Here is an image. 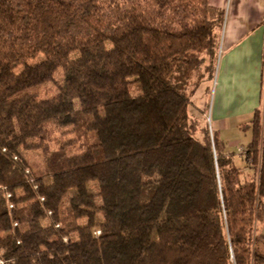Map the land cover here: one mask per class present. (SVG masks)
Instances as JSON below:
<instances>
[{"label":"trees","instance_id":"trees-1","mask_svg":"<svg viewBox=\"0 0 264 264\" xmlns=\"http://www.w3.org/2000/svg\"><path fill=\"white\" fill-rule=\"evenodd\" d=\"M224 21L210 0H0L4 264H264V105L242 166L190 112Z\"/></svg>","mask_w":264,"mask_h":264},{"label":"crops","instance_id":"crops-1","mask_svg":"<svg viewBox=\"0 0 264 264\" xmlns=\"http://www.w3.org/2000/svg\"><path fill=\"white\" fill-rule=\"evenodd\" d=\"M210 3L225 11L223 29L227 19L212 104L213 128L226 143L240 144L241 157V148L245 151L251 140V131L243 126L264 105V0Z\"/></svg>","mask_w":264,"mask_h":264},{"label":"rangeland","instance_id":"rangeland-1","mask_svg":"<svg viewBox=\"0 0 264 264\" xmlns=\"http://www.w3.org/2000/svg\"><path fill=\"white\" fill-rule=\"evenodd\" d=\"M226 23H227V19L225 22V27H224V31L226 28ZM223 38H224V33H223ZM224 51V46H223V42L221 43V48L219 50V58L216 61V73H215V79H210L208 76V73L206 74V80L204 81V83L200 86L195 98H194V103L193 105L190 107V112L193 115H201L204 119L206 118L209 123H211V125L214 127V120L212 119V104H213V99H214V92H215V86H216V82H217V72L219 69V63H220V58L221 55ZM43 56H40L39 58H41ZM58 80L61 79L60 76L57 77ZM56 85L54 83H49L46 87H43V95L45 94H52L56 91ZM231 133H229L228 135L230 136ZM232 137V136H230ZM240 144H233L228 142L226 143L227 148L230 151H233L235 153V163L239 166L242 165L243 160L240 157V153L237 150V146H239ZM100 218V216H99ZM101 219V218H100ZM80 222L84 223L86 222V220H81Z\"/></svg>","mask_w":264,"mask_h":264},{"label":"built area","instance_id":"built-area-1","mask_svg":"<svg viewBox=\"0 0 264 264\" xmlns=\"http://www.w3.org/2000/svg\"><path fill=\"white\" fill-rule=\"evenodd\" d=\"M241 151L243 152V148H241ZM10 196V195H9ZM12 206V205H11ZM0 264H4V261L2 259H0Z\"/></svg>","mask_w":264,"mask_h":264}]
</instances>
